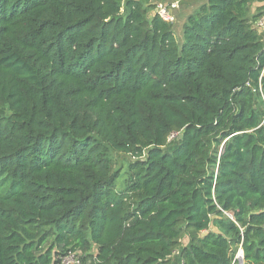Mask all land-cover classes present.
I'll list each match as a JSON object with an SVG mask.
<instances>
[{"label":"trees","instance_id":"trees-1","mask_svg":"<svg viewBox=\"0 0 264 264\" xmlns=\"http://www.w3.org/2000/svg\"><path fill=\"white\" fill-rule=\"evenodd\" d=\"M150 6L0 0V264H264V0Z\"/></svg>","mask_w":264,"mask_h":264},{"label":"rangeland","instance_id":"rangeland-1","mask_svg":"<svg viewBox=\"0 0 264 264\" xmlns=\"http://www.w3.org/2000/svg\"><path fill=\"white\" fill-rule=\"evenodd\" d=\"M205 0H146V2H149L151 4L150 8L151 10L148 12L147 14V19L149 20L152 15L155 13V10L158 9L161 6H168V7H173L174 3L178 4V9L177 12H181L184 10L183 9H188L189 12V7L190 5H192V9H197ZM154 4V5H152ZM258 7V6H257ZM256 4H254L251 7V12L250 15H253L256 13ZM253 13V14H252ZM180 16H183V14L180 15H176L175 19H176V23L173 26V31H175L176 33H178V30L176 28V24L177 21L179 20ZM175 27V28H174ZM177 35V34H175ZM264 34H261V38L264 42ZM178 36V35H177ZM178 39V37H177ZM110 160H111V167H112V172H117L119 173V178L117 180V189L116 190H121L123 188L124 185V180L126 179L125 176V172H126V168L127 165L131 162L134 161V158L130 155H125V154H120V153H111L110 154ZM212 231H215V229L213 227ZM188 242V238L187 235H184V237H182V239L180 240V247L177 248L175 250V252L171 255L170 259H169V263L168 264H181V260L179 258V252L181 250V247L186 245ZM76 260H78L77 256L74 257Z\"/></svg>","mask_w":264,"mask_h":264},{"label":"built area","instance_id":"built-area-1","mask_svg":"<svg viewBox=\"0 0 264 264\" xmlns=\"http://www.w3.org/2000/svg\"><path fill=\"white\" fill-rule=\"evenodd\" d=\"M178 4L174 3L173 7L161 6L157 9L156 13L165 21L169 22L171 25L176 23V12L178 10ZM257 28L261 31L264 30V18L257 23ZM74 255L67 256L61 260L59 264H79Z\"/></svg>","mask_w":264,"mask_h":264},{"label":"crops","instance_id":"crops-1","mask_svg":"<svg viewBox=\"0 0 264 264\" xmlns=\"http://www.w3.org/2000/svg\"><path fill=\"white\" fill-rule=\"evenodd\" d=\"M206 1V0H205ZM204 1V2H205ZM203 2V3H204ZM202 3V4H203ZM259 7V6H261V4H256V7ZM184 10V12L183 11H181V12H176L178 15H180V14H183V16H180V18H179V20L177 21V24L175 25L176 26V28H177V30H178V33H176L175 31H173L175 34H177L176 35V37H178V41L180 42L181 41V26H182V24L184 23V21H185V19H186V17L190 14V13H192L195 9H192V5H190V7H189V12H188V9L186 8V9H183ZM157 11V9L155 10V12ZM178 11H179V9H178ZM264 18V17H263ZM263 18H261V19H263ZM261 19H259L258 21H256L255 22V25H257V23L259 22V21H261ZM175 28V27H174ZM261 34H264V30H263V33H261ZM264 36V35H263Z\"/></svg>","mask_w":264,"mask_h":264},{"label":"water","instance_id":"water-1","mask_svg":"<svg viewBox=\"0 0 264 264\" xmlns=\"http://www.w3.org/2000/svg\"><path fill=\"white\" fill-rule=\"evenodd\" d=\"M234 260L237 261L239 264L242 263L243 256H242V250L241 249L237 252Z\"/></svg>","mask_w":264,"mask_h":264}]
</instances>
